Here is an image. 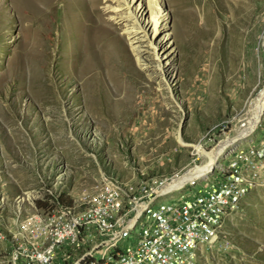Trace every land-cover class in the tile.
I'll use <instances>...</instances> for the list:
<instances>
[{"label": "rangeland", "instance_id": "rangeland-1", "mask_svg": "<svg viewBox=\"0 0 264 264\" xmlns=\"http://www.w3.org/2000/svg\"><path fill=\"white\" fill-rule=\"evenodd\" d=\"M108 1L0 0L1 226L14 225L27 193L37 206L73 204L106 177L136 187L184 174L207 163L194 146L209 153L252 119L264 90V0H157L158 36L149 0H125L137 19L121 23ZM136 22L148 26L143 42L166 48L161 60L127 35ZM246 157L263 185L194 264H264V110L217 161Z\"/></svg>", "mask_w": 264, "mask_h": 264}, {"label": "built area", "instance_id": "built-area-1", "mask_svg": "<svg viewBox=\"0 0 264 264\" xmlns=\"http://www.w3.org/2000/svg\"><path fill=\"white\" fill-rule=\"evenodd\" d=\"M246 160L217 161L168 193L163 187L183 174L141 179L136 187L106 177L79 201L45 209L36 192L27 193L16 201L14 225H0V264H194L241 200L263 185L259 165Z\"/></svg>", "mask_w": 264, "mask_h": 264}, {"label": "bare ground", "instance_id": "bare-ground-1", "mask_svg": "<svg viewBox=\"0 0 264 264\" xmlns=\"http://www.w3.org/2000/svg\"><path fill=\"white\" fill-rule=\"evenodd\" d=\"M99 1L100 0H91L94 7ZM124 2L125 0H109L108 3L110 4V6L108 7L107 11L112 15V17L115 18V20L119 21L120 23L122 21L136 20L137 12L131 10V8L128 6L126 7ZM149 9H150V12L152 13V19H153L152 23L154 25L153 32L155 36H158L159 28L162 27L163 23L160 19L161 9L157 3V0H149ZM124 14L126 16H124ZM137 23L139 22H136V24H131L127 26L125 25V31L127 35L131 37V40L136 45L140 46V45L145 44L147 45V47L152 48L153 53L156 56H159V60H161V57L164 55L163 51H166L165 50L166 48L161 43H158V44L155 43L156 40L152 38H148L145 40V42H143L141 39V36L143 37L144 35V37H147L146 29L148 28V26L143 24L142 27H140L138 26ZM164 29H167V28L165 27ZM263 110H264V90L261 93L260 97H258L255 100V106L252 109V119L247 124L246 128L242 129L236 137L228 138L227 140L222 141L218 146H216L209 153H205L201 145L194 146L195 151L198 155H202L207 158V163L199 167L191 168L188 171H186L183 175L172 179L170 183L166 184L163 187L162 193H168L171 190L177 189L181 187L183 184H185L186 182L193 180L194 178L202 176L206 174L207 172H209L213 168L217 160L219 159L220 155L224 152V150L229 145L233 144L235 141H237L240 138L246 137L248 134H250L254 130V128L257 126L258 119L262 115Z\"/></svg>", "mask_w": 264, "mask_h": 264}, {"label": "trees", "instance_id": "trees-1", "mask_svg": "<svg viewBox=\"0 0 264 264\" xmlns=\"http://www.w3.org/2000/svg\"><path fill=\"white\" fill-rule=\"evenodd\" d=\"M57 201L60 202V203H65L62 199H58ZM38 208L39 209H45L46 208V204H39Z\"/></svg>", "mask_w": 264, "mask_h": 264}]
</instances>
